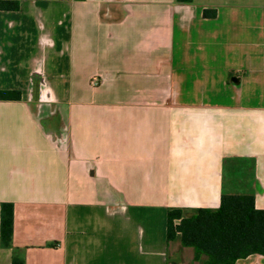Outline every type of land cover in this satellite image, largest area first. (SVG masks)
Here are the masks:
<instances>
[{
    "label": "crops",
    "instance_id": "crops-1",
    "mask_svg": "<svg viewBox=\"0 0 264 264\" xmlns=\"http://www.w3.org/2000/svg\"><path fill=\"white\" fill-rule=\"evenodd\" d=\"M19 1L0 12V90L21 93L0 101V264H201L168 242L169 210L217 209L223 190L264 210V104H243L264 86V33L259 63L249 41L245 63L216 58L220 9L264 0Z\"/></svg>",
    "mask_w": 264,
    "mask_h": 264
},
{
    "label": "trees",
    "instance_id": "trees-1",
    "mask_svg": "<svg viewBox=\"0 0 264 264\" xmlns=\"http://www.w3.org/2000/svg\"><path fill=\"white\" fill-rule=\"evenodd\" d=\"M81 1V0H77ZM193 0H177L188 5ZM19 0H0V12H17ZM216 9H205V18H215ZM18 91L0 90V101H19ZM178 221V223H177ZM14 205H1L0 239L3 248L13 245ZM180 240L193 248L195 260L201 264H237L252 255H264V210L256 206L255 193L223 190L217 209L200 208L190 217L181 209L167 213V240ZM12 264H24L14 257Z\"/></svg>",
    "mask_w": 264,
    "mask_h": 264
},
{
    "label": "rangeland",
    "instance_id": "rangeland-1",
    "mask_svg": "<svg viewBox=\"0 0 264 264\" xmlns=\"http://www.w3.org/2000/svg\"><path fill=\"white\" fill-rule=\"evenodd\" d=\"M220 12L222 14V20L218 23H216V26L218 27L219 33H228V38L225 39H219L217 43V63L219 67H223L225 65H234L235 67L238 65H241L245 63V60L242 58L244 56L241 53L242 44L244 43V46L246 45L247 41H249V47H245L244 50H247L250 52V58L251 61L255 62L256 64L259 63V55L257 53V50L255 47L251 46L252 43L256 42L259 38V33H264V22L256 19L257 16L261 17L264 15L262 14L263 10L257 9V7H246V6H225L220 9ZM236 16L241 15L242 18H234L231 20L229 16ZM222 41L231 43L232 46H228L232 48V51L222 53L223 47H222ZM213 46H215V43H213ZM229 51V50H228ZM250 94L249 96L244 97L243 104L248 105H262L264 104V101L261 102L259 96H262L264 98V86L263 85H253L250 86ZM220 88V87H219ZM262 94V95H261ZM220 99H223L225 103L230 104V100L227 99V97L219 96ZM247 98L252 99L251 101H246ZM231 177L229 176V179H227V186L231 185ZM229 182V185H228ZM236 188H239V186H236Z\"/></svg>",
    "mask_w": 264,
    "mask_h": 264
},
{
    "label": "built area",
    "instance_id": "built-area-1",
    "mask_svg": "<svg viewBox=\"0 0 264 264\" xmlns=\"http://www.w3.org/2000/svg\"><path fill=\"white\" fill-rule=\"evenodd\" d=\"M92 85H93V86H97V85H98V81L94 79V80L92 81Z\"/></svg>",
    "mask_w": 264,
    "mask_h": 264
}]
</instances>
